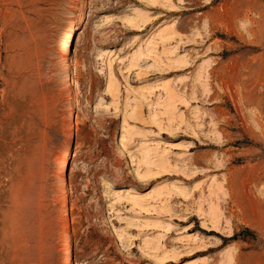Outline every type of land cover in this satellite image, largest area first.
I'll return each mask as SVG.
<instances>
[{
  "label": "rangeland",
  "instance_id": "rangeland-1",
  "mask_svg": "<svg viewBox=\"0 0 264 264\" xmlns=\"http://www.w3.org/2000/svg\"><path fill=\"white\" fill-rule=\"evenodd\" d=\"M66 236L71 264H264V0H0V264Z\"/></svg>",
  "mask_w": 264,
  "mask_h": 264
},
{
  "label": "bare ground",
  "instance_id": "bare-ground-1",
  "mask_svg": "<svg viewBox=\"0 0 264 264\" xmlns=\"http://www.w3.org/2000/svg\"><path fill=\"white\" fill-rule=\"evenodd\" d=\"M82 24V16L80 15L76 20H73L71 22H69L66 26V36L61 44V47H60V52L61 53H68V42H69V39H70V32H71V29L73 28H76L78 27L79 25ZM72 68V60L70 58L67 59V64L64 66V70L68 71ZM71 79H69L66 83V87H69L71 86ZM122 126H125V121L122 120ZM69 153L70 151L68 149H66L64 151V154L61 158V161H60V164H59V171L60 173L63 175V172L65 170V166H66V163H67V158L69 157ZM63 179V178H61ZM121 193H126V194H129V193H134L135 191L132 189V188H129V187H126V188H123L120 190ZM66 192L65 191H62V197L65 198V194ZM141 200H139L138 197H130V202L132 204H137L140 202ZM63 205V204H62ZM64 207V206H63ZM63 252L65 254V258H64V261H63V264H71V256H70V245H69V241H68V237L66 236V240H65V246H64V249H63ZM189 264V263H188Z\"/></svg>",
  "mask_w": 264,
  "mask_h": 264
}]
</instances>
